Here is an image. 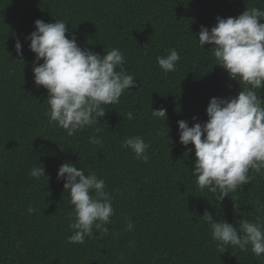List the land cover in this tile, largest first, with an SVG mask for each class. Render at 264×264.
<instances>
[{
    "label": "trees",
    "instance_id": "trees-1",
    "mask_svg": "<svg viewBox=\"0 0 264 264\" xmlns=\"http://www.w3.org/2000/svg\"><path fill=\"white\" fill-rule=\"evenodd\" d=\"M249 7L264 9V0H0V264H264V256L250 250L229 246L221 253L203 217L208 211L236 226L242 217L264 215L257 212L264 176L218 205L198 188L194 146L179 142L177 123L206 122L211 98L240 91L216 65L211 46H199L198 35L217 16L236 17ZM37 19L64 20L79 46L100 55L119 48L124 69L137 79L119 103L103 105L106 114L97 124L72 136L49 123L47 90L34 84L35 54L25 37ZM172 48L180 60L165 74L156 58ZM260 92L264 97V88ZM160 108L166 120L151 115ZM93 135L102 145L89 142ZM132 136L149 144L147 163L121 147ZM64 162L95 172L112 196L108 233L93 229L83 244L67 239L74 206L57 179ZM33 166L44 167L46 176L31 177ZM30 206L37 211L29 214Z\"/></svg>",
    "mask_w": 264,
    "mask_h": 264
},
{
    "label": "clouds",
    "instance_id": "clouds-1",
    "mask_svg": "<svg viewBox=\"0 0 264 264\" xmlns=\"http://www.w3.org/2000/svg\"><path fill=\"white\" fill-rule=\"evenodd\" d=\"M216 21L210 30L201 26L199 46H211L216 65L238 81L240 91L236 96L211 98L206 122H195L191 127L185 120L177 123L179 142L194 146L192 174L198 188L212 193L219 205L256 175L264 176V97L258 94L264 88V9L249 7L236 17L217 16ZM67 25L61 19L54 23L37 19L35 30L25 40L30 41L29 49L35 54L34 84L43 86L48 93L49 123L72 136L97 124L106 114L103 105L119 103L125 90L136 86L137 79L124 69L125 56L119 48L105 55L82 48L75 34H68ZM15 50L18 56L23 55L19 38ZM156 60L167 74L177 70L180 55L172 48ZM166 111L151 110V115L166 120ZM127 118L133 119L132 112H128ZM100 131L95 129L96 133ZM89 142L102 145L103 140L93 135ZM121 147L131 150L137 160L147 163L150 159V146L141 136L125 138ZM249 170L255 175H249ZM30 176H46L45 168L33 166ZM57 179L64 181V191L69 192L74 206L69 224L73 234L67 238L68 243L83 244L86 237L94 236L93 229L107 234L105 226L115 213L105 180L92 171L86 174L85 169H78L71 162L59 166ZM27 211L31 214L37 209L30 206ZM257 212L264 213V204L259 205ZM203 217L221 253L232 246L244 252L250 250L256 257L264 256V215H257L255 221L242 217L236 226L224 219H214L208 211ZM126 228L131 231L134 224L129 220Z\"/></svg>",
    "mask_w": 264,
    "mask_h": 264
}]
</instances>
